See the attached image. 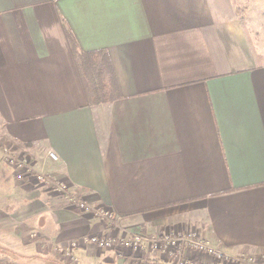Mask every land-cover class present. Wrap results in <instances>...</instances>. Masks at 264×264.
Listing matches in <instances>:
<instances>
[{
	"label": "crops",
	"instance_id": "crops-1",
	"mask_svg": "<svg viewBox=\"0 0 264 264\" xmlns=\"http://www.w3.org/2000/svg\"><path fill=\"white\" fill-rule=\"evenodd\" d=\"M236 13L235 0H0V146L116 224L0 153L3 264H173L147 249L80 243L76 263L57 251L123 228L195 231L264 263V54ZM66 29L107 52L118 96L90 104Z\"/></svg>",
	"mask_w": 264,
	"mask_h": 264
},
{
	"label": "built area",
	"instance_id": "built-area-1",
	"mask_svg": "<svg viewBox=\"0 0 264 264\" xmlns=\"http://www.w3.org/2000/svg\"><path fill=\"white\" fill-rule=\"evenodd\" d=\"M0 153L3 156V160L6 165L15 169L18 176L32 175L42 184L51 187L53 190L59 192L65 198H67L72 204L78 207L82 211L90 212L107 224H114V215L112 211L106 208L96 206L90 202H86L80 195L70 189V186L63 180L50 177L48 174L38 171L29 157L26 155H16L12 149L3 145L0 146ZM50 157L57 158V155L49 151ZM116 225V224H114ZM83 243L85 245H94L99 249H129L131 251L147 249L153 253H164L172 259L173 264H198L194 259L187 256L188 250L203 252L211 257L222 260L230 258L232 262L238 264H264L259 258L260 256L244 254V253H227L222 248L214 245L205 236H200L195 231H189L187 233H171L163 232L160 234L150 235L142 233L140 231H134L128 228L119 229L117 234H88L81 237L79 240H69L67 245L57 246V251L61 256H65L72 262L77 261L76 254H73V250L78 244Z\"/></svg>",
	"mask_w": 264,
	"mask_h": 264
},
{
	"label": "trees",
	"instance_id": "trees-1",
	"mask_svg": "<svg viewBox=\"0 0 264 264\" xmlns=\"http://www.w3.org/2000/svg\"><path fill=\"white\" fill-rule=\"evenodd\" d=\"M86 85L90 104L106 102L119 95L116 78L104 49L84 51L78 48L70 31L66 33Z\"/></svg>",
	"mask_w": 264,
	"mask_h": 264
},
{
	"label": "rangeland",
	"instance_id": "rangeland-1",
	"mask_svg": "<svg viewBox=\"0 0 264 264\" xmlns=\"http://www.w3.org/2000/svg\"><path fill=\"white\" fill-rule=\"evenodd\" d=\"M235 1L237 5L236 14L241 17L242 24L250 34L251 40L253 41L256 50L261 53L263 52L264 54V0ZM6 261L8 260L5 258V256L0 254V264L5 263ZM221 261H227L232 263L230 258H225ZM13 264L21 263L14 261Z\"/></svg>",
	"mask_w": 264,
	"mask_h": 264
}]
</instances>
